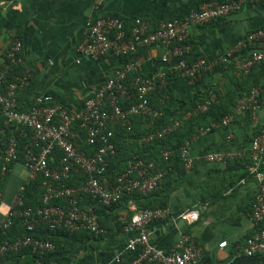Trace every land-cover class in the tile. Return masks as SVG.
Here are the masks:
<instances>
[{
	"label": "crops",
	"instance_id": "obj_1",
	"mask_svg": "<svg viewBox=\"0 0 264 264\" xmlns=\"http://www.w3.org/2000/svg\"><path fill=\"white\" fill-rule=\"evenodd\" d=\"M228 1L109 0L99 10L95 8L93 0H0V71L7 67V53L12 44L19 40L23 44V67L32 73L30 85L18 92L19 109L28 111L34 96L48 94L54 103L80 112L85 101L122 62L114 55L93 60L77 52L78 45L84 39L87 22L100 15H112L124 20L129 29L136 19L156 26L161 22L183 20L204 3ZM263 27L264 0H244L241 11L206 25L192 26L187 39L192 47L188 60L204 58L215 64L213 69H217L196 83H190L181 74L172 71L170 87L173 99L170 102L158 100L161 105L159 124L181 119L185 110L211 94L222 106L228 103L232 109L234 106L230 102L233 101L235 105L252 85L259 86L260 102L264 105L262 68L258 66L247 72L242 70L251 50L237 51L227 64L217 63L228 50L237 48L248 34ZM165 53L162 47L141 48L137 55L140 72L151 75L166 71L167 65L161 61ZM19 68L13 67L11 72L17 74ZM231 116L232 120L227 125L214 123L210 127L199 128L195 124L193 131H190L191 123L185 122L180 133L189 135L185 140L190 143L194 167L187 170L177 161L173 162L171 174L166 176L155 194L138 196L135 200H126L112 209L98 212L102 234L61 237L47 262L131 264L134 255L125 251L128 235L124 232V226L134 209L143 210L150 206L170 210L167 220L155 221L149 226L150 242L158 248L169 251L181 236L188 235L202 249L196 264H264V253L253 257L243 254L246 239L256 231L251 214L259 184L253 177L243 179L244 182L240 180L245 171L243 161L250 152L251 142L264 126V106L249 115L238 112L236 107ZM144 124L142 119L136 120L134 128L137 134L144 133ZM197 128L209 131L197 133ZM119 132L122 138L118 142L124 155L132 151L133 156L140 152L150 155L151 150H142V144L129 140ZM226 152L239 155L238 159L245 158L229 167L206 160L211 154ZM160 154V151L155 154L158 161ZM26 176L21 162H16L7 175L0 176V223L18 205ZM24 198L33 205L38 204L40 199L39 196ZM83 205L94 207L86 198ZM193 209L199 212L196 223L188 224L178 219L182 212ZM19 232L20 226L17 225L3 236H15ZM223 241L228 242V247L220 249L218 245ZM117 258L120 259L119 263L116 262ZM32 259L30 252H21L6 256L1 264H30Z\"/></svg>",
	"mask_w": 264,
	"mask_h": 264
},
{
	"label": "built area",
	"instance_id": "obj_2",
	"mask_svg": "<svg viewBox=\"0 0 264 264\" xmlns=\"http://www.w3.org/2000/svg\"><path fill=\"white\" fill-rule=\"evenodd\" d=\"M108 1L93 0L95 8L99 10ZM243 6L244 0L204 3L183 20L161 22L154 26L136 19L130 30H127L124 20L112 15H100L87 22L85 36L77 52L93 60L114 55L122 62L112 76L85 101L80 112L54 103L48 94L34 96L28 111H21L18 107V92L30 85L32 73L23 67L22 42L17 40L12 44L7 53L9 63L5 70L0 71V169L5 176L21 160L27 176L20 189L18 205L0 223V235L12 229L16 220L21 221L26 234L0 244V264L7 255L22 251H31L35 255L32 264H49L46 258L56 247L51 241L35 235L39 228L102 234L95 205H83L86 197L95 201L96 205L111 207L135 193L150 194L159 188L168 171L157 169L154 162L136 160L121 173L109 171V160L117 155L113 143L114 129L131 132L133 120L137 117L150 118L148 127L154 129L161 113L152 106L150 99L159 89L167 87L168 76L172 71L178 72L190 83H196L215 66L204 58L188 60L192 48L187 42L189 29L224 19L233 12L241 11ZM152 47L166 50L161 61L167 68L166 71L145 75L140 72L137 55L141 48ZM247 48L251 53L242 65L244 72L264 62V27L248 34L237 48L228 50L217 63L227 64L237 51ZM13 67H20L17 74L11 72ZM259 97L260 90L254 88L250 95L240 99L237 111L255 114L264 106ZM215 102L216 98L211 94L181 119L151 131L143 142L150 144L164 140L185 122L208 112ZM231 117H226L222 126L230 123ZM205 131L209 129L199 130L200 133ZM19 138L28 142L21 147ZM82 146H88L90 150H81ZM171 156L170 151L163 153L165 161ZM237 157L239 155L226 152L211 154L206 160L227 166ZM180 158L185 169L194 167L195 160L190 155L189 142L181 147ZM250 160L248 177L255 178L259 186L251 214L256 231L246 239L243 247L246 257L264 253V126L251 142ZM76 178L81 180L72 186L67 185V182ZM36 182L43 191L40 203L35 207H26L24 196ZM169 216V208L134 209L124 226V232L128 235L125 251L134 255L131 264L198 262L202 249L188 235L181 236L169 251L150 242L149 226L155 221L167 220ZM178 219L194 224L199 220V212L195 209L185 210ZM218 246L225 249L228 242L223 241ZM116 262L119 263L120 259L117 258Z\"/></svg>",
	"mask_w": 264,
	"mask_h": 264
},
{
	"label": "trees",
	"instance_id": "obj_3",
	"mask_svg": "<svg viewBox=\"0 0 264 264\" xmlns=\"http://www.w3.org/2000/svg\"><path fill=\"white\" fill-rule=\"evenodd\" d=\"M126 28H127V30H130L127 26H126ZM248 50H250V49H248ZM258 66L262 68V70H263L262 71V75H264V62L261 63ZM258 66H254L251 69H253L255 67H258ZM216 69L217 68H214L208 74H210L211 72L215 71ZM171 76H172L171 74L168 76V85H167V87H165L163 89H159L155 94L152 95V97L150 99V102H151L152 106L155 109H157L158 111H159V108H161V105H160V103H158V100H163L164 99L165 101L170 102L173 99L172 91H171V87H170V78H171ZM257 87H259V86L252 85V87L249 89V91L247 93H245L241 97H239V100L241 98H243V97H246V96L250 95L252 90L254 88H257ZM260 99L261 98L259 97V100ZM204 100H205V98L202 101H200L199 103H196L195 105H193L189 109L185 110L184 112L186 113V112L192 110L195 106H197L198 104L202 103ZM217 102H218V100H216V102L212 104V106H211V108H210V110L208 112H206L204 114H201V115H199L197 117H194V118H192V119H190L189 121L186 122V123H189V124L191 123L190 124V127H191L190 131H193L196 125H198L199 128L200 127L203 128L204 126L210 127L214 123L215 124H222L223 120L226 117H229V116L234 114V110L237 107L239 101L237 100L235 105L233 104V101L230 102V105L234 106V108H232V109L228 107L229 106L228 103H226L225 106H222L220 104V102H218V103ZM184 112H183V114H185ZM251 113H252L251 111H247L246 112V114H248V115L251 114ZM138 119H142L144 121V123H145L144 124L145 125L144 126L145 127V131L142 134H137L135 132L134 125H133V130L131 132H127V131L119 129V128H115L114 129L115 136L113 138V143L115 144V146L117 148V155L114 158H111L109 160L110 161V163H109L110 164L109 171L113 172V173H121V172H123V171H125L127 169V167L129 166L130 163H133L136 160H143V161H145L147 163L148 162H154L157 169L167 170L168 171L166 176H169L171 174V172L173 170V162L177 161L178 164L183 167V162H182V160L180 158V149H181L182 146L185 145L186 140L189 137V135H187V134H189L190 132H188L186 134L187 136L182 135L180 133V130L183 128V126H182L177 131L168 134L164 140H162V141H154V142H152L150 144H146V143L143 142V139L151 131H154V129H160V128L164 127L165 124H167L169 122H165L164 121L162 124H159L161 122V119L157 120L155 122L154 129H151V128L148 127V123L150 122V118L137 117V118H135L133 120V123L135 124L136 120H138ZM207 127H205V128H207ZM199 128H197V133L200 130ZM117 131H120L119 133H121L123 136H127L129 138V140H132V141L135 140V142H139L140 144H142L143 145L142 150H144V151L151 150L150 155L142 154L140 152V153H137L136 156L131 155L130 158L127 157V156H123L124 155V151L122 149V145H120V143L118 142V140L121 139L122 136L120 134H118ZM19 141L21 143V147H23L24 144H26L28 142V140H26L24 138H19ZM80 149L81 150H86V151L90 150L88 148V146H82V147H80ZM159 151L161 152V154H160V160L158 161L156 159V157H155V154L157 152H159ZM165 151H170L172 153V156L169 158L168 161H165L163 159V153ZM243 159H238V158L234 159L233 161H230L226 167H229V166H232L234 164H237V162L238 163L242 162ZM20 161L21 160H19L18 162H20ZM243 163L245 165V171H244V173L242 175L243 177L240 180L246 179L249 176V166L251 165L250 152L247 154V157L245 158ZM0 176H2L1 169H0ZM166 176H165V178H166ZM165 178H164V180H165ZM80 180H81L80 178H76L73 181L67 182V185L72 186V185L78 183ZM156 191L157 190H155L154 192H152L150 194L135 193V194H133L130 197L123 198V200L120 203H118L116 205H113L111 207H102V206L96 205L95 201L91 200L90 198L86 197V199L89 201L90 204H94L95 205V211H96L97 215L99 216L100 225L102 227L101 220H100V215L98 214V212H104L106 210L112 209V208L118 206L119 204H121L122 202H124L126 200H135V198L138 197V196L149 197L150 195L155 194ZM42 194H43V191H42V189L40 187H38V182H36V183H34L32 186H30L27 189L25 197L29 196V198H31V197L34 198V197H38L39 196V198L41 199ZM40 199H39L38 204L40 203ZM38 204L33 205L30 201L25 200V206L26 207H29V206L35 207ZM155 208L156 207H150L149 206V207L144 208V209H155ZM161 208H166V207H161ZM17 225L20 226V232L18 234H15V236L14 235L13 236H7V235L3 236V234H1L0 235V244L3 243L5 240H13L17 236H24L26 234V232L22 228V224H21L20 220H16L15 225H14L13 228H16ZM84 233H88V232L69 233V232H66L65 230L51 231L48 228H44L43 227V228H39L37 230V232L35 233V235L37 237L41 238V239L51 241L56 247V246H58L59 240L61 239V237L71 238L72 236H78V235H81V234H84ZM89 234H91V233H89ZM22 252H30L31 253V251H22ZM9 255H14V254H9ZM32 255H33V259H32V262H33L35 255L34 254H32ZM47 258H46V261H47ZM32 262L30 264H32Z\"/></svg>",
	"mask_w": 264,
	"mask_h": 264
},
{
	"label": "rangeland",
	"instance_id": "obj_4",
	"mask_svg": "<svg viewBox=\"0 0 264 264\" xmlns=\"http://www.w3.org/2000/svg\"><path fill=\"white\" fill-rule=\"evenodd\" d=\"M129 150H131V148L129 149ZM128 154H134V152L132 151L131 153H127V154H125V155H123V156H130V155H128Z\"/></svg>",
	"mask_w": 264,
	"mask_h": 264
}]
</instances>
